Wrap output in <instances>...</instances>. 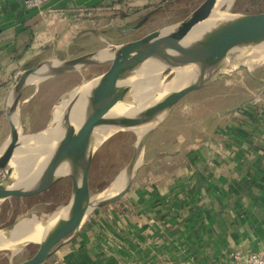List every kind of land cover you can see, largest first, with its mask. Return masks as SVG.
Segmentation results:
<instances>
[{
	"label": "crops",
	"instance_id": "1",
	"mask_svg": "<svg viewBox=\"0 0 264 264\" xmlns=\"http://www.w3.org/2000/svg\"><path fill=\"white\" fill-rule=\"evenodd\" d=\"M157 1L166 0H49L33 8L23 0L0 2V146L10 132L5 96L20 68L79 54L89 33L99 44L87 51L121 42L111 32L126 34ZM258 76L241 72L212 85H229L234 94L231 101L216 96L215 109L209 97L180 102L184 118L205 102L210 111L181 130L163 131V124L154 132L124 198L96 209L46 264L237 263L264 251V68Z\"/></svg>",
	"mask_w": 264,
	"mask_h": 264
},
{
	"label": "water",
	"instance_id": "2",
	"mask_svg": "<svg viewBox=\"0 0 264 264\" xmlns=\"http://www.w3.org/2000/svg\"><path fill=\"white\" fill-rule=\"evenodd\" d=\"M235 1L202 0L182 19L138 38L79 54H54L16 72L4 101L10 132L0 146V206L14 197L47 192L65 179L71 190L56 223L47 226V217L36 218L35 228L32 222L24 224L37 214L33 206L18 214L12 224L0 227V251L10 253L5 264H46L78 235L96 209L123 199L146 163L150 137L188 94L231 81L241 72L260 79L264 11L234 9ZM93 65L107 67L75 86L61 100L56 117L55 107L51 111L44 128L28 132L31 117L23 116V109L41 84ZM154 80L158 82L150 100L138 106L132 103V93ZM29 88L33 93L23 98ZM122 132L135 135L132 155L117 176L94 193L90 181L93 156ZM17 228L24 232L12 236ZM31 245L37 246L36 251L15 262V256Z\"/></svg>",
	"mask_w": 264,
	"mask_h": 264
},
{
	"label": "rangeland",
	"instance_id": "3",
	"mask_svg": "<svg viewBox=\"0 0 264 264\" xmlns=\"http://www.w3.org/2000/svg\"><path fill=\"white\" fill-rule=\"evenodd\" d=\"M201 1L202 0H180L171 5L164 3L159 6L158 1L151 3L142 10L137 19H134L133 23L128 27L126 34L121 35L122 32H111V36L113 37L112 40L125 41L138 38L147 32L162 26L163 22L167 21L169 17V22L180 20L193 10ZM249 1L250 0H236L235 3L232 4V8L239 9L241 2L244 4V2ZM257 10L264 11V0H252L248 11L254 12ZM146 15H150L149 19L142 25L134 28V26L137 25ZM104 35L106 38L107 31ZM91 37L92 34L89 33L87 37L83 38L84 40L80 41L81 44H84L80 53L92 49L99 44L92 40ZM106 67L107 65H93L82 69L81 71L59 75L41 84L37 93L25 104L23 109V116L28 113L31 117V125L27 128V131L33 132L44 128L50 120L51 111H53L54 107L56 108L63 98L67 97L68 93L75 86L80 84L84 79L100 73L106 69ZM33 90V88H29L23 95V98L31 95ZM193 92V94H199L197 98L192 97L193 95H188L181 101V103L189 102L191 99L198 100L207 99L209 97L210 100H213L209 108L215 109L217 106L219 107V104L221 105V99H216V96L218 98H224V101H231V98L234 96V94H232L231 86L229 85H222L221 87L210 86ZM245 92L247 93V90ZM223 100L221 102H223ZM180 104L162 126L163 131L167 129L181 130L187 127L189 122H193L195 118H199L207 111H210L209 109L207 110L209 104L205 102V105H197L193 111L192 119L189 117L184 118L178 113L180 110ZM158 134H155L154 136L157 137ZM156 137L153 138L155 139ZM134 141L135 135L133 133L122 132L106 141L96 151L92 159L90 172L91 187L94 193H96L97 189L105 188L117 176L125 164H127L132 155ZM70 190L71 183L69 180L65 179L42 194L27 198L14 197L6 201L0 206V227L12 224L18 214L26 212L33 206H35L37 214L28 217V219L42 220V218L49 217L66 205L70 196ZM36 249L37 246L35 245L24 248L15 256L14 261L20 262L28 258L36 251ZM9 260L10 253L8 251H0V264L8 263Z\"/></svg>",
	"mask_w": 264,
	"mask_h": 264
},
{
	"label": "bare ground",
	"instance_id": "4",
	"mask_svg": "<svg viewBox=\"0 0 264 264\" xmlns=\"http://www.w3.org/2000/svg\"><path fill=\"white\" fill-rule=\"evenodd\" d=\"M158 80H154L152 82H150L149 84L145 85V86H141L138 87L133 93H132V99L131 102L135 103L137 106L138 105H143L146 102H148L150 100V97L153 93V90L155 88V85L157 84ZM63 102L61 101L56 108L54 109V117L57 116V114L59 113V111L61 110L62 106H63ZM26 163V162H25ZM24 161L22 162V164H25ZM15 164H19L18 162H16ZM27 164V163H26ZM115 187V184L111 187V189ZM110 189V190H111ZM107 193V190L106 192ZM63 209H60L59 211H57L56 213L52 214L49 216L48 219H46L45 223L47 226L51 225L52 223H56L57 221H59V218L62 214ZM24 224L26 222H32V227L35 226L34 223H36L37 221L35 219H25V221H23ZM35 228V227H33ZM21 232H24V229H16L15 231L12 232V236H15L17 234H20Z\"/></svg>",
	"mask_w": 264,
	"mask_h": 264
},
{
	"label": "built area",
	"instance_id": "5",
	"mask_svg": "<svg viewBox=\"0 0 264 264\" xmlns=\"http://www.w3.org/2000/svg\"><path fill=\"white\" fill-rule=\"evenodd\" d=\"M4 1L6 0H0V2ZM47 1L49 0H23L24 5L27 8L40 6L41 4ZM232 255L238 258V254L232 253ZM213 264H264V251L251 252L246 256V258L242 262L230 263L227 261H221Z\"/></svg>",
	"mask_w": 264,
	"mask_h": 264
},
{
	"label": "trees",
	"instance_id": "6",
	"mask_svg": "<svg viewBox=\"0 0 264 264\" xmlns=\"http://www.w3.org/2000/svg\"><path fill=\"white\" fill-rule=\"evenodd\" d=\"M177 1H180V0H166L164 3L168 4V5H171L172 3H175Z\"/></svg>",
	"mask_w": 264,
	"mask_h": 264
}]
</instances>
